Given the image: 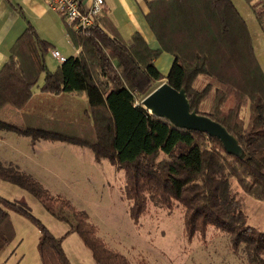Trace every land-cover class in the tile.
Returning a JSON list of instances; mask_svg holds the SVG:
<instances>
[{
    "label": "trees",
    "instance_id": "16d2710c",
    "mask_svg": "<svg viewBox=\"0 0 264 264\" xmlns=\"http://www.w3.org/2000/svg\"><path fill=\"white\" fill-rule=\"evenodd\" d=\"M246 1L264 26V0ZM148 9V26L161 50L175 59L167 77L153 63L140 64L104 8L84 35L68 29L79 53L55 71L46 63L49 45L29 25L0 70V114L10 108L21 123L0 119V133L27 136L33 145L44 140L89 147L97 161L107 159L124 172L133 221L146 216L151 204L168 212L181 208L189 241L199 236L206 243L213 227L229 236L247 264H264V230L249 224L233 187L235 180L245 194L264 202V71L248 25L234 0H155ZM201 76L212 82L198 90ZM162 81L185 89L193 111L225 126L245 159L229 155L216 138L152 116L143 101ZM208 100V112H200ZM0 180L30 193L67 223L66 235L77 234L96 264H132L99 236L86 211L29 173L0 161ZM11 213L38 228L41 264H72L64 237L54 236L25 203L1 196L0 256L16 239Z\"/></svg>",
    "mask_w": 264,
    "mask_h": 264
},
{
    "label": "rangeland",
    "instance_id": "374dc122",
    "mask_svg": "<svg viewBox=\"0 0 264 264\" xmlns=\"http://www.w3.org/2000/svg\"><path fill=\"white\" fill-rule=\"evenodd\" d=\"M234 3L248 25L263 70L264 26L257 21L246 0H234ZM60 49L67 55L79 53V49L76 51L67 43L64 47L62 43ZM48 63L51 69L56 68L54 61ZM43 82L44 76L39 84ZM211 82V78L201 76L196 88L201 90ZM210 106L211 100L206 101L200 112L207 113ZM9 109L0 114V119L20 123V117L10 115ZM243 116L248 118L247 108ZM4 134L0 140V157L9 164L2 163L17 166L40 181L53 195H62L78 209L86 211L97 226L99 236L126 255L132 264H247L243 253L233 249L229 236L213 227L209 228L206 243L199 236L189 241L184 232L181 208L168 212L151 204L146 216L138 223L133 221L129 214L131 202L124 194V172L107 159L97 161L89 147L44 140L33 145L27 136L13 132ZM233 187L239 193L249 224L264 230V202L245 194L235 180ZM0 196L25 203L56 237L67 233V223L51 216L39 200L18 186L0 180ZM11 217L16 240L1 254L0 264L7 260L10 263L6 264H40L38 228L16 213H11ZM63 230L66 232L61 235ZM67 254L72 264H87L77 255L73 243L67 245Z\"/></svg>",
    "mask_w": 264,
    "mask_h": 264
},
{
    "label": "crops",
    "instance_id": "0c3cea01",
    "mask_svg": "<svg viewBox=\"0 0 264 264\" xmlns=\"http://www.w3.org/2000/svg\"><path fill=\"white\" fill-rule=\"evenodd\" d=\"M79 1L88 4L90 0ZM152 1L155 0H105L103 8L118 35L125 43L132 44V52L140 64L147 66L153 63L161 74L167 77L174 65L175 59L170 54L161 50L158 41L148 26L146 19L149 13L148 3ZM96 20L98 21V18ZM29 25L34 27L38 36L49 45L45 58L50 71H55L68 58L78 55V53L67 55L63 52L64 50L60 49L62 43L63 47L67 43L77 51L70 39L68 33L69 27L64 23L60 13L48 7L47 0H0V70L10 57L11 50L16 41ZM51 43L56 44V46ZM55 50L60 52L64 59L63 61H59L53 57L52 53ZM50 60L54 61L56 68H50L48 63ZM258 61L260 63L259 58ZM161 83H165V81ZM9 114L20 117L19 113H15L14 110L11 111L9 109ZM4 135V133H0V140ZM0 158L1 162L4 161V163L9 164L7 160L2 157ZM50 231L51 233L53 232V230ZM68 231L69 228H67V233ZM65 232L66 230H63L61 235ZM64 236H59L58 238H63ZM71 243L74 244L77 255L83 261H86L87 264H96L91 251L84 246L82 240L76 234L66 235L63 238V248L66 254L67 245ZM107 244L109 245V243ZM6 263H10V260H7ZM16 264H19V262Z\"/></svg>",
    "mask_w": 264,
    "mask_h": 264
},
{
    "label": "water",
    "instance_id": "95a60500",
    "mask_svg": "<svg viewBox=\"0 0 264 264\" xmlns=\"http://www.w3.org/2000/svg\"><path fill=\"white\" fill-rule=\"evenodd\" d=\"M143 106L152 116L166 120L180 130L204 133L218 139L229 155L245 159L244 148L225 126L192 110L185 89L176 90L168 83H162L144 99Z\"/></svg>",
    "mask_w": 264,
    "mask_h": 264
},
{
    "label": "built area",
    "instance_id": "2783aa9c",
    "mask_svg": "<svg viewBox=\"0 0 264 264\" xmlns=\"http://www.w3.org/2000/svg\"><path fill=\"white\" fill-rule=\"evenodd\" d=\"M48 7L62 15L66 25L84 35L95 25L96 19L101 15L105 0H90L84 4L79 0H47ZM53 57L63 61L60 52L53 51Z\"/></svg>",
    "mask_w": 264,
    "mask_h": 264
}]
</instances>
